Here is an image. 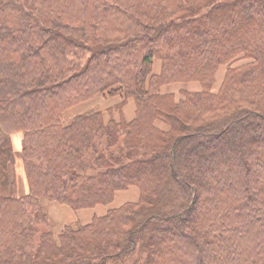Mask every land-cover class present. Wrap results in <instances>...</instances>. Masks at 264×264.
Instances as JSON below:
<instances>
[{
	"label": "trees",
	"instance_id": "16d2710c",
	"mask_svg": "<svg viewBox=\"0 0 264 264\" xmlns=\"http://www.w3.org/2000/svg\"><path fill=\"white\" fill-rule=\"evenodd\" d=\"M106 92L136 117L63 124ZM132 186L138 202L58 236L41 202L77 212ZM0 264H264V0H0Z\"/></svg>",
	"mask_w": 264,
	"mask_h": 264
},
{
	"label": "rangeland",
	"instance_id": "374dc122",
	"mask_svg": "<svg viewBox=\"0 0 264 264\" xmlns=\"http://www.w3.org/2000/svg\"><path fill=\"white\" fill-rule=\"evenodd\" d=\"M205 15H206V9H202L200 12H198L196 15H194L195 17L192 19L195 21H199V20H201V17L205 16ZM168 49H169V47L166 48V51H169L171 53L174 52V50H172V49L168 50ZM243 57H244V54H240L234 60H232L229 64L222 65L219 67L217 74H216L213 90H215L217 92L219 91L218 89L220 88V85L222 83V80L224 78V75H225L226 70H227L229 65L231 67H237V66H240V65H243V64L249 62V60H244ZM161 61L162 60H160L159 58H155L153 60L154 69L156 68V70L157 69L160 70ZM162 90L164 91V93H173L176 96V98L179 100L183 97L184 92H198V91L202 90V87L200 86V84L198 82L177 83V84L173 83V84H170V85L163 87ZM123 99H124L123 94L116 93L115 95H110L108 92H106L103 95L97 96V97L87 101L88 103H91V105L96 104L97 106H95V107L86 108L87 106H82L83 104L87 103V102H85V103H82L78 106H75V107L69 109L64 114L62 122L64 125H66L72 120V118H74L78 114H81V113L82 114H85V113L89 114V113H92L95 111H102L103 112L104 110H105V112L107 111L109 113L108 117L110 119L113 118V119L121 120L122 118H124L126 120L127 119L126 112L123 109H122V111H119L116 107L120 103H122ZM107 109L108 110L113 109V111L109 112ZM135 114H136V112H135ZM162 122L164 124L168 125L166 122H164V121H162ZM12 141H13V146H14L15 151H17V152L21 151V149L23 147V133H20V132L14 133L12 135ZM17 147H18V149H17ZM17 161H18L17 164L14 166V178H15L16 183H17L19 195H22V194H25L28 192V183L26 182L25 173H24L25 170H24L23 163L21 162L20 158H18ZM88 172L89 173H87V175L85 177H89L90 172H92V171H88ZM132 188H137V187H132ZM127 190H129V189H127ZM41 202H42V206L46 210H47V206L49 205V203H51L49 201V199H43ZM112 204H110V205H112ZM110 205H107L106 207H108ZM102 206L104 207L105 205H102ZM83 211H85L86 213H83L82 215L78 216L79 221L72 222L70 224H65L62 226H58L56 224L55 230H56L57 236H58V234L61 233V231L63 230V228L65 226L66 227L72 226L73 228L76 229L77 225H79V222L83 224V222L88 221L89 217H91L89 214L91 212H93V209L92 208L91 209H84ZM47 212H48V210H47ZM40 227H41V229L44 228V226H40Z\"/></svg>",
	"mask_w": 264,
	"mask_h": 264
},
{
	"label": "crops",
	"instance_id": "0c3cea01",
	"mask_svg": "<svg viewBox=\"0 0 264 264\" xmlns=\"http://www.w3.org/2000/svg\"><path fill=\"white\" fill-rule=\"evenodd\" d=\"M160 71H161V68H160V70H158V69L156 70V68L154 69V65H153V72L155 74L160 73ZM174 84H177V83H174ZM200 86H201V84H200ZM163 87H165V86H163ZM220 87H221V85H220ZM212 91L214 93H217V91H215L213 89H212ZM162 92L164 93L163 90H162ZM82 106H87L86 108H92V107H95L97 105L96 104H92L91 105V103L87 102V103L83 104ZM123 110L127 114V119L126 120L127 121L133 120L136 117V114H135L136 106H135L134 100H132V99L129 100L127 102V104L124 106ZM108 114L109 113L107 111L106 112H105V110L103 111V116H104L106 121L110 120V118L108 117ZM115 120H117V119H115ZM156 126L159 127L160 129L164 130V131H168L170 129L169 124L166 125L161 120H157L156 121ZM17 149H18V147H17ZM132 187H136V186H132ZM132 187H130L129 190H127V191L126 190L125 191L124 190L117 191L115 193V198H114V200L112 202L113 204L111 203L112 205L109 204L110 206H108V207H106V206L103 207L102 205H97L96 207L92 208L93 212H91L89 214L91 217H89L88 221L83 222V224H87V223L91 222V220L95 216L100 217V216L106 215V213L110 209L119 208L120 206H122V205H124L126 203L138 202L139 198H140L139 188L138 187L137 188H132ZM47 210H48V214H49V217L52 220V222L55 225L57 224L58 226H62V225H65V224H70L72 222L79 221L78 216L82 215L83 213H86L83 210L75 212L74 210H72L67 205L58 204V203H54V202L49 203V205L47 206Z\"/></svg>",
	"mask_w": 264,
	"mask_h": 264
}]
</instances>
